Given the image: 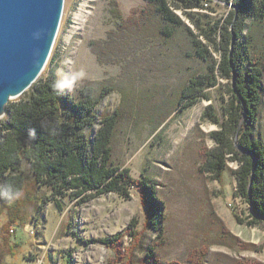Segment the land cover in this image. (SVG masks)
<instances>
[{"label": "rangeland", "instance_id": "1", "mask_svg": "<svg viewBox=\"0 0 264 264\" xmlns=\"http://www.w3.org/2000/svg\"><path fill=\"white\" fill-rule=\"evenodd\" d=\"M147 5V0H65L51 57L39 79L55 71L72 92L91 87L107 93L91 139L104 114L121 112L113 165L129 169L134 179L147 177L157 184L163 217L158 230L148 226L137 188L129 198L108 194L83 202L39 187L29 175L33 203L27 204L24 218L14 222V206L0 202V264H148L152 249L161 264H192L194 258L198 264H264V221L250 224L255 218L239 193V164L228 155L221 176L206 170L217 149L211 133L220 127L205 113L211 106L225 122L232 82L208 89L209 101L179 108L184 88L208 64L197 56L186 30L167 39L160 34L159 18L142 19ZM203 7L195 13L204 30L224 23L235 9L225 0H207ZM177 14L207 45L202 32L181 11ZM251 25L248 20L243 35H252L258 45L261 37L250 32ZM210 52L220 60L211 47ZM254 137L264 141V91ZM133 220L138 239L129 234ZM117 234L121 242L116 246L94 242Z\"/></svg>", "mask_w": 264, "mask_h": 264}, {"label": "trees", "instance_id": "2", "mask_svg": "<svg viewBox=\"0 0 264 264\" xmlns=\"http://www.w3.org/2000/svg\"><path fill=\"white\" fill-rule=\"evenodd\" d=\"M147 1L142 19L149 15L159 18L160 34L167 39L173 38L179 29L186 30L197 56L208 64L206 72L193 77L184 88L179 108H191L202 99L209 101L208 89L222 85L221 81L232 82L225 122L221 123L211 106L205 113L210 122L220 127V131L211 133L217 149L208 159L206 170L221 176L228 155L229 160L239 164V193L252 206L255 218L250 224L263 222L264 141L254 136L264 91V0H225L232 2L235 9L224 23L218 22L209 30H204L195 13L204 8L203 2L207 0ZM177 11L202 32L207 45ZM248 20L252 21L250 32L254 30L261 37L258 45L253 43L252 35H243ZM210 47L220 54L219 61L213 59ZM58 84L62 83L55 71L39 79L20 100L8 103L7 115L0 122V202L14 206L11 219L16 222L24 218L27 204L33 203L26 177L31 175L35 185L52 187L57 195H70L83 202L108 194L129 198L132 188H137L148 226L158 230L163 217L157 201V184L147 177L134 179L129 169L113 165V141L121 112L104 114L91 139L97 125V109L107 93L91 87L72 92ZM237 220L243 222L239 217ZM129 234L134 239L140 237L135 220ZM120 240L121 235L117 234L94 242L116 246ZM146 261L161 264L154 249ZM191 261L198 264L196 258Z\"/></svg>", "mask_w": 264, "mask_h": 264}, {"label": "water", "instance_id": "3", "mask_svg": "<svg viewBox=\"0 0 264 264\" xmlns=\"http://www.w3.org/2000/svg\"><path fill=\"white\" fill-rule=\"evenodd\" d=\"M64 4L65 0H0V119L8 103L23 96L43 74Z\"/></svg>", "mask_w": 264, "mask_h": 264}, {"label": "clouds", "instance_id": "4", "mask_svg": "<svg viewBox=\"0 0 264 264\" xmlns=\"http://www.w3.org/2000/svg\"><path fill=\"white\" fill-rule=\"evenodd\" d=\"M57 86H58V87H64V85H63V84H58Z\"/></svg>", "mask_w": 264, "mask_h": 264}, {"label": "bare ground", "instance_id": "5", "mask_svg": "<svg viewBox=\"0 0 264 264\" xmlns=\"http://www.w3.org/2000/svg\"><path fill=\"white\" fill-rule=\"evenodd\" d=\"M236 240V239H235ZM197 257V256H196Z\"/></svg>", "mask_w": 264, "mask_h": 264}]
</instances>
